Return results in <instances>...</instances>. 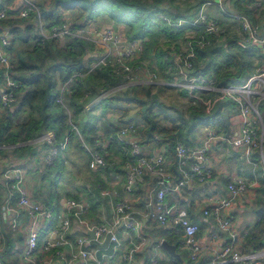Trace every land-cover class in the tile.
<instances>
[{
	"label": "trees",
	"instance_id": "1",
	"mask_svg": "<svg viewBox=\"0 0 264 264\" xmlns=\"http://www.w3.org/2000/svg\"><path fill=\"white\" fill-rule=\"evenodd\" d=\"M172 2L173 0H52L49 8L39 9L41 21L48 27L63 23L59 12L63 9L69 12L67 24L70 25L71 30L85 28L96 19H101L102 23L109 22L122 28L127 27V32H123L126 37H146L139 62L141 63L144 58L153 60L156 68L149 70L161 80V83L123 86L124 81L114 74L110 65L96 66L91 69L93 59L86 58V55L89 51L99 54L100 46L71 35L46 40L40 38L35 32L25 36L27 32L33 30V26L27 23V20H2L5 21L2 22L3 25L10 27L11 46L7 48L11 64L9 72L11 79L18 84V87L13 90L14 101L0 113V154L8 157V165L14 162L22 164L26 159L33 157L37 163L36 142L34 144L29 142L36 140L47 131L54 133L57 146L66 137L71 142L73 140L74 146L83 152L73 127L84 141L93 144L100 133L108 141L115 142L118 125L134 122L140 146L154 149L165 145L167 153L171 156L176 142L184 140L191 131L201 126L220 128L222 118L234 108L232 101L218 100L211 111L205 113L202 103L191 100L184 88H173L167 85L176 73L171 58V55L175 53L156 50V37L163 36L169 42L176 41L189 27L173 28L159 16H166L173 22L189 19L202 0L198 1V5L191 13L181 10L175 16H171L166 10V6ZM239 2L240 0L234 1V9L247 14V10L242 8ZM202 30L201 27L194 28L191 31L194 35L190 36L188 41L199 38ZM214 36L205 35L206 43L203 46L195 43L192 45L193 57L188 59L190 68L187 69L190 77L197 79L212 77L215 87L228 84L240 85L253 74L257 65L264 63L263 53L252 43L245 41L236 43V40L234 42L228 40L227 43L230 44L223 47L217 45L218 38ZM22 44L24 46L20 47ZM176 53L183 52L178 50ZM218 53L223 56V64H217L214 59ZM2 83L3 72L0 70V85ZM64 83L67 84L61 92L60 88ZM168 88L173 89L179 98L187 100L188 105L184 112L174 105H167L161 101L160 93ZM153 90L156 93L153 94ZM108 91L110 93L100 98L97 104L92 105L87 111L84 110V105ZM196 93L204 100L219 96L215 91H197ZM59 96L61 103L56 101ZM122 105L136 108L135 116L130 119L132 122H124L123 116L118 117L117 124L106 120L104 117L106 112L121 111ZM12 106H15V109L10 111ZM261 107L259 103L257 105L259 113ZM96 111L99 112L98 115L94 114ZM22 112L27 113L23 120L19 117ZM165 121L172 125L170 130L163 127L162 123ZM36 145L40 148L46 147L37 143ZM262 145L264 147V135ZM250 154L251 158L258 163L257 175L260 185L256 189L264 193V165L261 156L257 149L252 150ZM174 161H176L175 158ZM63 165L64 160L61 159L59 152L53 164L46 166L45 170L47 168L56 170L55 179H57ZM257 202L258 204L252 209V214L256 217L255 221L245 224L240 232L242 252L264 249V198ZM50 209L53 207L50 206ZM162 229L160 234L167 236L169 243L177 247L180 243L179 238L171 239V236L167 235L170 231Z\"/></svg>",
	"mask_w": 264,
	"mask_h": 264
},
{
	"label": "built area",
	"instance_id": "2",
	"mask_svg": "<svg viewBox=\"0 0 264 264\" xmlns=\"http://www.w3.org/2000/svg\"><path fill=\"white\" fill-rule=\"evenodd\" d=\"M21 1L23 7L17 11L8 12L0 5V21L26 19L34 16L38 21L37 34L42 39H60L71 35L100 46L101 52L93 55L91 69L96 66L110 65L114 74L124 81L123 86L152 83L156 79L155 74L148 72L145 66L142 67L139 62L145 38H129L111 27L99 30L96 27L87 26L71 30L70 25L67 24L68 18H63L61 25L48 27L42 24L40 20V11L35 0ZM208 6L215 7L222 16L238 23L246 40L258 46L264 54V0H253L251 17L231 8L227 0H207L199 5L189 19H179L173 22L166 16H159L173 28L189 27L188 30L190 31L198 27L203 29L199 38L187 42L184 53L173 54L172 61L175 65L176 73L169 84L174 88H184L191 100L200 101L205 106L206 112L210 111L209 109L216 100L229 99L233 102L235 109L226 118L227 126L238 129L236 137H229L221 135L218 129L213 130L210 127H205V139L199 147L191 148L177 142L174 146L176 163L181 169L187 165L186 170H182L184 179L173 185L165 184L163 180H160L157 182L158 187L155 188L152 195L151 204L154 211L149 216L155 217L159 227L169 230L172 234L181 236V241L176 249H186L192 262L197 261L201 252V245L195 240L198 226L189 220L185 209L165 204V195L179 188L184 189L190 180L204 183L211 177V169L205 165V161L211 141L217 138H222L228 145L242 150L247 156L252 150L257 149L264 164L263 149L261 147L262 129L256 126V120L259 121L260 119L257 105L264 99V63L256 66L253 74L241 85L215 87L210 80L194 77L187 78L184 74L185 69L190 68L188 59L193 57L192 45L195 43L203 46L206 43L205 35H218L221 31L219 22L206 14L205 8ZM253 20H258L260 25L253 23ZM10 43L11 36L0 29V70L3 72L0 113L4 112L14 101L13 90L18 87V84L11 79L9 72L11 64L7 48ZM67 83L62 85L61 92L65 89ZM197 91H215L219 96L214 100H204L196 93ZM108 93L109 91L103 93L90 104L84 105V110H89L92 105L97 104L100 98H103ZM56 101L62 102L60 96ZM73 129H75L80 140V146L89 155L88 167L91 170L102 167L104 159L100 153L101 146L99 142L94 141L93 144H89L80 137L75 127ZM136 132L137 127L135 125L126 123L117 128L116 138L122 140L124 137ZM66 140L65 137L63 142L57 146L58 144L52 131H47L38 137L35 142L39 145H46V147L41 148L39 151L37 166L45 168L52 165L58 151L64 148ZM128 144L130 157L123 163V170L125 171L124 191L126 194L130 193L133 187L142 181L145 169L155 171L159 169L163 161L162 156L159 155L154 158H146L141 152L137 138L130 140ZM25 174L24 167H13L4 170L1 175L3 185L7 187V196L1 204L2 212L6 214L13 211L10 205L14 200L17 206L26 211L30 219L25 244L20 252L21 264H51L53 257L64 260L65 264H71L78 259L84 263L99 264L100 262L96 256L97 249L91 245L90 238V240L82 237L77 238L75 247L68 240L67 232L70 221L75 219L84 226L86 231H92L96 242L107 233H111L109 240L116 242L111 226L107 223L88 222L83 219L86 212L85 203L67 200L66 204L69 207L67 215L59 221L55 229L46 232L42 238L40 233L44 230V222L50 219V213L31 201L26 187ZM256 185L257 181L254 175L252 177L236 176L227 183L228 197L208 199L211 202L210 210L216 227V230L211 234V238L217 240L221 234H224L228 242H225L218 251L213 253L207 264H264V249L254 252H242L240 246L234 242L233 200L251 191ZM203 212L208 214L207 209H204ZM16 217L17 215L15 214L9 219L11 230H14L17 226ZM113 217V227L122 223V226L127 231L135 234L134 236L139 239L138 244H133L129 250L120 253L118 256V264H132L135 252L145 244V238L139 234L141 219L134 215L131 206L126 200L120 201L115 205ZM52 235H55V237L52 238ZM61 247H66V255L60 249ZM151 263L156 264V260L152 259Z\"/></svg>",
	"mask_w": 264,
	"mask_h": 264
},
{
	"label": "crops",
	"instance_id": "3",
	"mask_svg": "<svg viewBox=\"0 0 264 264\" xmlns=\"http://www.w3.org/2000/svg\"><path fill=\"white\" fill-rule=\"evenodd\" d=\"M35 1L39 6V9L42 8L44 10L49 8L52 2V0H35ZM205 1L207 0H202V3ZM227 3H229V0H227ZM239 4L242 8L244 7V9L247 10L248 12L247 15L251 17L253 0H240ZM0 5L3 6L8 12L17 11L18 9L23 7V3L21 0H0ZM230 7L234 9L233 5L232 6L230 5ZM216 10L219 12L218 9ZM59 12L61 13L62 19L63 18L69 19L68 17L69 12L67 10L60 9ZM205 12L210 18L218 21L219 24L221 25V31L219 32L218 35H215L214 38H217L221 34V32L224 31L223 27L225 26L226 22L236 23L234 21L228 20L224 16H221L220 19H217L218 14L213 15V13L212 14L208 13L207 10H205ZM23 20H27V23L33 26V30L27 32V35L25 34V36H28L34 32L35 34H37L38 32L37 18L29 17ZM2 22L5 21L0 22V29L3 30L4 32H7L11 36L9 30L10 27L9 28L6 27L5 25L2 24ZM253 23L260 25V22L258 20H253ZM236 24L238 25V23ZM89 26H92L94 28L96 27L99 30L108 27L113 28L112 24L110 23L109 24L105 23L102 24L100 27H98L96 21L94 23H91ZM115 30L119 31V33L121 34H124L119 28V26L115 25ZM189 33H190L189 36L194 35V32L189 31ZM241 33L243 36V41L250 43L246 40V37L242 31ZM22 46L24 45L23 44L20 45V47ZM256 47L259 49L258 46ZM182 52L184 53V49L182 50ZM94 54L95 52L89 51L86 55V58L92 59ZM172 56L173 55H171V58ZM187 69L189 68L185 69L184 74L187 78H191L188 75ZM146 70L148 72H151L149 68H146ZM204 80H210L213 83L212 77L204 78ZM167 85L172 87L170 84ZM228 85H239V84H228ZM2 89H3V85L1 84L0 92ZM210 100H214V99H210ZM216 101L214 102V104L216 103ZM214 104L209 109L210 111L213 108ZM10 109H12L11 111H13L15 109V106H12ZM120 109L121 111H116V112L108 111L106 112L104 117L106 118V120L108 119L110 120V122L116 123V120L120 116H123L122 119L124 122L131 121L130 119L135 116L136 108L134 106L122 105L120 106ZM185 109L182 110L179 109V110L181 112H184ZM234 109L235 108L230 110V112L226 113L225 116L222 118V126L220 128L216 126H201L188 133L184 140H180L177 142L183 143L187 147H191V148L201 146L205 139V127H210L213 130L218 129L220 130L221 135L236 137V134H238V129L228 127L226 122V118L231 112L234 111ZM204 111L205 113L210 112V111L206 112L205 106H204ZM94 114L98 115L99 112L96 111ZM26 115L27 113L22 112L19 117L21 120H23L26 118ZM259 118H260L259 121L256 120L257 123L256 126L262 129V141H263L264 109L260 110ZM132 124H134V122H132ZM99 125L100 124H98V126ZM162 125L167 130H170L172 128V125L166 121L163 122ZM119 126L120 125H118V127ZM99 132H102V130H99ZM134 138L140 140L137 135V132L135 134L124 137L122 140H118L116 138L115 142L114 141L110 142L107 139H105L100 133L99 138L95 140L98 141L101 146V154L104 158V165L99 169L91 170L88 167L89 155L86 153L88 155L87 164H85L84 168H80V167L79 168L81 171L86 172L88 167L89 169L88 174L90 177L88 178L85 177L86 179L83 178L81 189H79L78 186H62L61 182H59L58 190L62 192H61V196L57 198L54 204L51 202L50 198L44 197L43 193L45 188H43V186L36 185V180L44 181L49 176L50 181L48 182L49 183L48 185L51 187L55 185L59 179L61 180L63 179L62 176L63 173L68 170V168L65 166L66 161L62 155L63 150L71 146L75 147L73 140L72 142L70 140H66V144L64 148L58 151V154L60 152L61 159L64 160V165L61 168L60 171L61 173L60 175H58L57 179H55L56 170H51L49 168L45 170V168L36 166L38 164L35 162L34 157L30 159H26L22 164H18L14 162V163H10L9 165L7 164L6 168L2 167L5 168L3 170L2 168H0V258H2L3 255L12 251L14 255L12 261H14L15 264H21L20 252L24 247L26 233L30 225V219L26 211L23 208L17 206L14 200L11 202L10 205V207L13 208V211L7 212L5 214L1 210V204L4 198L7 196V187L3 185L1 179V175L3 173L2 171L13 167L25 168L26 187L31 201L37 204L38 206L48 210L50 213V219L44 222V230L40 233L42 238L46 232L55 229L58 226L59 221L64 216L67 215V212L69 211L68 210L69 207L66 204L67 200H75L85 203L86 212L84 214L83 219L87 220L88 222L107 223L111 226L112 231H114L113 234L116 237V242L109 240V243L107 244V247L105 249H97L95 247L97 249L96 256L100 262L99 264H118V256L120 255V253L126 252L132 247L133 244H138L139 242L137 236H134L135 234H131L123 226H120L118 224L113 227L114 207L118 202L123 200H126L128 204L131 206L134 215H136L141 219V227L139 229V234L142 235L143 238H145V244L144 246L140 247L138 251L135 252L132 264H152L151 263L152 259L156 260V264H187V262H189V264H207L212 258L213 253L215 251H218L225 242H228V239L224 234H221L217 240L211 238V234L216 230V227H215V221L213 219L210 210L211 202H209L208 199L228 197L229 193L227 191V183L231 179H233L236 176L252 177L254 175L257 181V185L254 188H252L251 191H248L240 195L237 199L233 200L232 212L234 215L233 223L235 228L234 242L237 245L241 246V239H240L241 227H239L238 225H240L242 218H239L240 217L239 215L244 212V208H243L244 205L246 206L251 205L252 199L249 197V195L253 193L255 189L259 186V182H258L259 177L257 175L258 163L251 158V154L247 156V154H244L242 150L228 145L225 141L222 140V138L214 139L211 141L209 145L207 159L205 161V165L209 169H211V177L204 183H197L194 180H190L184 189L179 188L165 195L164 198L165 204L173 205L176 208L185 209L189 220L198 226V232L195 236V240L198 244L201 245V252L198 255L197 261L196 262L190 261L188 257V251L186 249H185L186 258L183 257L181 254H179V250L176 249V252L180 255V260H177L169 257L165 253V251L161 249L158 242L165 240L169 243L168 241L169 239H167V236L160 234V231H162L163 229L162 227H159L157 225L155 217L153 216H150L149 218L147 217L150 215L151 212L154 211L153 205L151 204V198L155 188L158 187L157 182L163 180L165 184H169V185L170 184L173 185L177 183L178 181L184 179L182 170L183 171L186 170L187 165L181 169V167L177 165L176 161H174L175 158L174 152H171L170 154L171 156H169V154L166 151L165 145H161L158 148L155 147L154 149H149L145 146H140L141 152L146 158H150V157L154 158L159 155L162 156L163 161L159 169L155 171L145 169L142 181L137 185H135L130 193L126 194L124 191L125 171L123 170V163L125 160H127L130 157V147L128 143L130 142V140ZM29 143L34 144L35 140ZM35 146H36V153L38 152L39 154L41 148L37 146L36 143ZM261 147L264 151V147L262 143H261ZM151 150H153L152 153ZM8 160H9L8 157L2 156L0 154L1 165ZM68 162L71 163L72 161L69 160ZM50 206H52L53 209H50ZM204 209L208 210V214H204L203 212ZM15 214L17 215L16 217L17 226L14 230H11L9 227V219H11ZM167 235L171 236L170 237L171 239H175V237H177L179 238V241H181L180 235L172 234L170 232ZM79 237L89 239V236L86 235V229L84 228V226L78 223L75 219H71L70 226L67 232V238L71 242V244L75 247L76 246L75 240ZM104 239H105V235L101 239H99L97 243L98 244L103 243ZM60 249L63 250L64 255H66V247H61ZM159 249L161 251H159ZM51 264H65V261L53 257ZM71 264H92V263L89 262L84 263L82 260L78 259L73 261Z\"/></svg>",
	"mask_w": 264,
	"mask_h": 264
},
{
	"label": "rangeland",
	"instance_id": "4",
	"mask_svg": "<svg viewBox=\"0 0 264 264\" xmlns=\"http://www.w3.org/2000/svg\"><path fill=\"white\" fill-rule=\"evenodd\" d=\"M198 1L199 0H173V2L171 4L166 6L167 7L166 10H168V12L171 14V16H175L176 13L180 12L181 10H185L188 13H191L192 10L194 9V7H196V5H198ZM234 1L235 0H229V3L231 6L233 5ZM206 10L208 13H211V14L213 13V15L218 14L217 19H220V17L222 16L212 6L207 7ZM68 17H69V15H68ZM107 23H109V22H107ZM226 23H225V26L223 27L224 31H222L221 34L217 37L218 38L216 40L217 45L227 47L228 44H230V43H227L228 40H230L231 42L232 41L234 42L236 40V43L243 41V36H242V33H241L238 25L236 23H233V22H226ZM96 24H97V26L100 27L102 24H105V23H102L101 19H96ZM119 28L121 29L122 32H124V33L127 32V27L122 28V26H119ZM153 30L154 29L152 28V31ZM189 31L190 30L184 31L183 35L180 36L178 38V40H176V41L173 40L171 42H169L168 39H166L165 37L163 38V36H157L156 37L157 43L155 45V49L160 50V51L169 52V53H176L178 50L182 51L184 49L186 41H188V39H190L189 38L190 37ZM152 46H154V45H152ZM221 55H222L221 53H218V55L216 54L214 56V59L217 62V64H220V63L223 64L224 63L223 62V56H221ZM151 58H153V57L151 56ZM141 64H142V67L146 66V68H149V69L150 68L151 69L156 68L154 61L153 60L151 61L150 59H147V58H144L143 61L141 62ZM153 82L161 83V80H159L156 76V79ZM152 93L154 94V93H156V91L153 90ZM159 98L161 99L162 102L166 103L167 105H174L175 107H177L178 109H181V110L185 109L186 105H187V103H186L187 100L184 98H179L173 89H169V88L165 89L162 93H160ZM261 105L263 106V107H261V109L263 110L264 109V99L261 100ZM62 155L66 161L65 166L68 168V170L63 173V175H62L63 179L62 180L59 179L57 181V183L51 187L48 185L49 184L48 182L50 181L49 176L44 181L40 180L41 182L36 180V185L43 186V188H45L44 193H43L44 197L50 198V200L53 204L56 202L57 198L61 196L62 191L58 190L59 189V185H58L59 182H61L62 186H78L79 189H81V186L83 183L82 182L83 178L90 177L88 174L89 173L88 167H87L86 172H83L80 170V168L85 167V164H87V161H88V155L86 154L85 151L81 152L76 147L71 146V147H68L67 149H64ZM69 160H71L72 162L69 163L68 162ZM8 161L4 162L2 165L0 164V168L6 167V165L8 164ZM51 175H52V173H51ZM27 186H28V184H27ZM257 189H255V191L249 195V197L252 199L251 205H249V206L244 205L243 206L244 212L239 215L240 216L239 218H242L240 225H238L239 227H241V229H242V225L244 226V224H247V223L251 224L256 219L254 214H252V209L258 204L257 201L259 199L264 198V193L261 191H258ZM251 219H253V220H251ZM151 251H152V249H151ZM159 251H161V250L159 249ZM179 254H181L183 257L186 258V252H185L184 248L179 250ZM13 258H14V255H13L12 251H10L9 253L3 255L2 258H0V263L1 264H15L14 261H12ZM10 261H12V262H10Z\"/></svg>",
	"mask_w": 264,
	"mask_h": 264
},
{
	"label": "water",
	"instance_id": "5",
	"mask_svg": "<svg viewBox=\"0 0 264 264\" xmlns=\"http://www.w3.org/2000/svg\"><path fill=\"white\" fill-rule=\"evenodd\" d=\"M112 27L115 29V25H112ZM12 109H10L11 111ZM150 216H148L147 218H149ZM123 224L121 223L120 226H122ZM86 235L89 236V238L91 239V245L92 246H95L97 249H105L107 247V244L109 243V239H110V236H111V233H107L105 235V239L103 241V243L101 244H98L95 240H94V235H93V232L92 231H86ZM52 238L55 237V235H52L51 236ZM160 247L163 251H165V253L171 257V258H174V259H177V260H180V255L176 252V246L175 245H172L170 243H168L167 241L165 240H162L160 242Z\"/></svg>",
	"mask_w": 264,
	"mask_h": 264
}]
</instances>
